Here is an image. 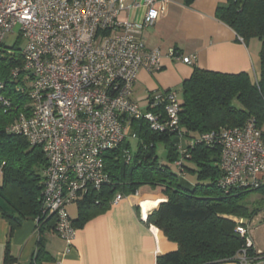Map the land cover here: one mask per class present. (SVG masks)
<instances>
[{"label":"built area","instance_id":"obj_1","mask_svg":"<svg viewBox=\"0 0 264 264\" xmlns=\"http://www.w3.org/2000/svg\"><path fill=\"white\" fill-rule=\"evenodd\" d=\"M171 1L0 0V44L17 29L24 41L28 85L25 112L8 131L41 149L46 160L41 216H54L55 232L68 247L76 230L67 209L88 190L109 184L104 155L121 146L128 134L136 141L131 133L134 120L147 123L153 132L175 136L180 157L172 166L180 177L186 176V148L199 144L220 151L221 190L255 191L264 186V140L253 118L241 127L186 138L179 126L177 91L134 98L141 70L160 71L164 58L186 65L195 61L174 48L149 50L142 38L143 30L165 15ZM0 103L8 106L2 97ZM125 157L128 162L129 152ZM122 198L116 194L111 204ZM235 221L236 232L245 239L236 264H264V252L256 251L249 237V221Z\"/></svg>","mask_w":264,"mask_h":264},{"label":"trees","instance_id":"obj_2","mask_svg":"<svg viewBox=\"0 0 264 264\" xmlns=\"http://www.w3.org/2000/svg\"><path fill=\"white\" fill-rule=\"evenodd\" d=\"M181 1L188 7L194 0ZM215 19L228 26L244 44L251 39L260 42L257 76L193 67L181 85L179 126L186 138H194L222 128L241 127L253 118L264 140V0H226L216 8ZM24 63L21 48L7 49L3 42L0 44V97L8 104L0 103V216L9 226L8 239L25 220L38 219L44 229H55L54 216H41L45 157L39 147H32L24 137L8 131L28 104ZM131 133L136 137L133 153L125 141L104 155L109 184L99 191L88 190L75 202L74 229L106 212L116 194L128 196L143 186L159 187L166 200L150 213L147 224L159 229L177 245V250L158 257L157 264H236L245 239L236 232L235 220L250 221L263 208L264 186L255 191L221 190L217 186L220 151L199 144L186 148L189 157L183 163L185 172L195 173L198 181L193 186H182V177L170 167L180 157L175 136L153 132L147 123L135 120L131 122ZM156 144L165 148L169 165L159 163ZM126 152L130 154L128 162ZM186 163L194 169L186 167ZM252 193H258L260 199L249 203ZM44 261L52 262L40 240L35 264ZM14 262L7 243L4 263Z\"/></svg>","mask_w":264,"mask_h":264},{"label":"crops","instance_id":"obj_3","mask_svg":"<svg viewBox=\"0 0 264 264\" xmlns=\"http://www.w3.org/2000/svg\"><path fill=\"white\" fill-rule=\"evenodd\" d=\"M225 1L194 0L186 7L181 0H172L165 15L143 30L142 38L149 50L165 52L174 48L183 56H194L195 61L186 65L164 58L160 71L141 70L134 86L135 99L141 101L153 92L176 91L190 77L193 67L257 76L260 42L251 39L244 44L228 26L215 19L216 8ZM127 16L123 15L125 19ZM165 200L162 188L140 187L136 194L123 196L118 203L110 204L106 212L75 229L69 247L54 228L46 230L35 220L23 221L8 239L9 226L0 216V264H6L7 243L9 255L15 261L12 264H35L40 240L52 262L61 264H157L158 257L177 250V245L169 242L159 229L147 224V217ZM46 263L51 262L40 264Z\"/></svg>","mask_w":264,"mask_h":264},{"label":"rangeland","instance_id":"obj_4","mask_svg":"<svg viewBox=\"0 0 264 264\" xmlns=\"http://www.w3.org/2000/svg\"><path fill=\"white\" fill-rule=\"evenodd\" d=\"M3 45L7 49L12 48L14 46L22 49L24 46V41L22 40L21 37L19 38V36H17V29H15L13 34L7 35L5 37L3 41ZM176 91L178 93V99L180 100L181 99V87L178 86ZM129 135L130 134H128L126 142L129 143L132 153H133L135 146H136V141L131 139ZM155 151H156V155H157L159 163L162 165H169L167 162V158H166L167 157L166 150L163 147V145L156 144ZM185 166L191 169H194V166L191 164L186 163ZM170 167L174 173L178 174V170L175 167H173L172 165H170ZM197 179L198 178L195 173L186 172V176L179 180V184L182 186H187V185L193 186L197 183L198 181ZM259 199L260 197L258 193H252L248 197L249 203H253L254 201H258ZM67 211L71 219H76L77 207L75 205L69 207ZM248 227H249V237L252 239L254 243V247L257 250H259V252H264V210L263 209H260L256 212L252 220L249 221ZM53 240H54L53 243L58 246L59 245L58 240H56V238L54 237H53Z\"/></svg>","mask_w":264,"mask_h":264}]
</instances>
